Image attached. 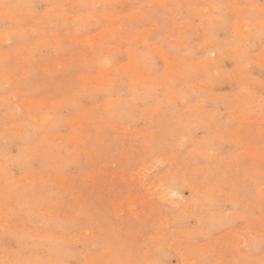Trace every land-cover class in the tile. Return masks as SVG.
Returning a JSON list of instances; mask_svg holds the SVG:
<instances>
[{
  "label": "rangeland",
  "instance_id": "rangeland-1",
  "mask_svg": "<svg viewBox=\"0 0 264 264\" xmlns=\"http://www.w3.org/2000/svg\"><path fill=\"white\" fill-rule=\"evenodd\" d=\"M0 264H264V0H0Z\"/></svg>",
  "mask_w": 264,
  "mask_h": 264
},
{
  "label": "bare ground",
  "instance_id": "bare-ground-1",
  "mask_svg": "<svg viewBox=\"0 0 264 264\" xmlns=\"http://www.w3.org/2000/svg\"><path fill=\"white\" fill-rule=\"evenodd\" d=\"M140 204V203H139ZM45 235V234H44Z\"/></svg>",
  "mask_w": 264,
  "mask_h": 264
}]
</instances>
